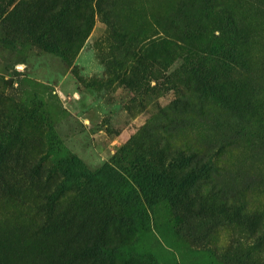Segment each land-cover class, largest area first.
Returning <instances> with one entry per match:
<instances>
[{
  "label": "rangeland",
  "instance_id": "rangeland-1",
  "mask_svg": "<svg viewBox=\"0 0 264 264\" xmlns=\"http://www.w3.org/2000/svg\"><path fill=\"white\" fill-rule=\"evenodd\" d=\"M175 149L210 176L178 181ZM22 263L264 264V0H0V264Z\"/></svg>",
  "mask_w": 264,
  "mask_h": 264
},
{
  "label": "trees",
  "instance_id": "trees-1",
  "mask_svg": "<svg viewBox=\"0 0 264 264\" xmlns=\"http://www.w3.org/2000/svg\"><path fill=\"white\" fill-rule=\"evenodd\" d=\"M179 103H181L182 106L189 107L191 105V101L183 98L179 100ZM173 159L176 160L177 166L176 169H174V175H177V180L179 181L181 178L187 176L192 179V183L195 185L197 177H206L210 176L211 172L210 169H207V166H209V159L204 160L205 156L197 155L196 153H186L185 151L181 149H175L174 151ZM189 172L192 173V176L189 175ZM197 172V176L193 173ZM174 176V177H175ZM195 180H194V179ZM194 180V181H193ZM183 190L182 197H185L186 199H204L206 197L205 192L203 193V189L195 188L194 190L191 189L189 193H186V189L184 190V187L181 188V191ZM204 197V198H203ZM104 245L106 247L105 250L110 249V245H108L107 242H104Z\"/></svg>",
  "mask_w": 264,
  "mask_h": 264
},
{
  "label": "bare ground",
  "instance_id": "bare-ground-1",
  "mask_svg": "<svg viewBox=\"0 0 264 264\" xmlns=\"http://www.w3.org/2000/svg\"><path fill=\"white\" fill-rule=\"evenodd\" d=\"M45 243V242H44ZM51 244V243H50ZM45 245H48L47 243H45ZM51 246V245H50ZM50 246H48V248L50 247ZM45 246H43V248H44ZM42 249V248H41ZM33 250H34V248H33ZM53 251V250H52ZM47 255H48V253H47ZM41 256V255H40ZM39 260V259H38ZM23 264V263H22ZM48 264V263H47Z\"/></svg>",
  "mask_w": 264,
  "mask_h": 264
}]
</instances>
